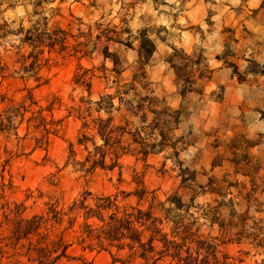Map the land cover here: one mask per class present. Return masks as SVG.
Listing matches in <instances>:
<instances>
[{"label": "rangeland", "instance_id": "374dc122", "mask_svg": "<svg viewBox=\"0 0 264 264\" xmlns=\"http://www.w3.org/2000/svg\"><path fill=\"white\" fill-rule=\"evenodd\" d=\"M137 1L143 0H0V115L9 105L22 102L27 92H31L38 103L34 110L42 109V116L47 119L51 115L55 121L62 120L58 134L50 136L45 146H39L32 135H26L24 122L17 124L15 135L0 134V166L4 167L0 176H3L4 184L10 186L4 193V201L23 204L24 215L30 217L44 211L47 197L58 199L59 207L66 208L84 191L104 196L117 192L128 194L133 193L141 182L148 193L154 192V198L159 202L177 193L184 205H190L188 215L196 220L193 228L199 229V235L219 236L218 226L210 227L209 219L203 216L207 210L217 208L221 215L219 222L228 230V238L234 240L227 247V253L239 256L240 252L245 264H264V243L258 247L259 240L264 239V159L250 160L253 158L247 154V147L254 142L243 136H237L230 143L229 149L235 150L230 162L222 165L219 155L212 157L211 167H220L214 172H209L208 164L203 162L200 154L191 160L179 157L184 141L193 143L198 139L196 134L185 139L174 135L180 140L177 145L180 166L169 158V150L150 157L145 163L124 158L121 170H98L91 176H85L73 166L74 162L83 161L86 154L76 145L81 123L71 110L78 107L81 98L95 102L100 95L113 94V90L108 89L112 87L113 76L110 75L106 85L99 78L102 72L98 70L95 72L98 79L92 80L88 97L84 87L73 83L78 67L91 71L102 66L110 69L111 61L102 56L105 49L120 61L123 72L119 82L127 84L138 72L139 35L145 34L153 42L154 36L162 37L168 33L157 25L153 12L145 13V20L137 23L138 27L129 25V18L136 13ZM205 1L209 5L213 2ZM243 1L232 10L234 27L222 30L225 49L219 58L225 60L236 81L247 87L241 111L263 108L261 112L264 113V0L258 10L250 9ZM210 14L209 10V17ZM42 18L47 19L48 30L56 33L59 39H65L67 50L60 55H44L50 61L39 74L43 85L37 87L40 83L17 74L19 58L29 52L19 40ZM260 28L253 34V30ZM79 44L84 45L82 53L74 55L73 50ZM199 53L202 54L197 48L191 57ZM173 62L184 64L179 58ZM149 66L151 62L144 68L147 78ZM187 72H192L193 80H196V67ZM204 81L196 80L194 89L200 94L185 96L182 112L191 107V103L201 100ZM214 99L221 101V89L215 91ZM210 146L217 147V143L212 142ZM136 202L134 197L127 200L130 205ZM1 215L0 211V222ZM186 223H192V220L187 218ZM242 232L245 234L240 238ZM69 254L92 264H111L112 261L109 253L82 252L76 246ZM0 262L7 264L4 260ZM132 264H139V261ZM163 264H169V261Z\"/></svg>", "mask_w": 264, "mask_h": 264}, {"label": "trees", "instance_id": "16d2710c", "mask_svg": "<svg viewBox=\"0 0 264 264\" xmlns=\"http://www.w3.org/2000/svg\"><path fill=\"white\" fill-rule=\"evenodd\" d=\"M47 26V19L42 18L19 40L29 52L19 58L17 74L37 83L41 81V70L50 61L44 55H60L67 50L65 39H59ZM60 34L66 37L64 32ZM81 47L84 45L79 44L73 54L82 53ZM154 51L153 42L140 34L138 72L124 85L119 82L123 72L120 61L105 49L102 56L111 61L110 69L102 66L91 71L78 67L73 83L84 87L88 97L96 71L102 72L99 78L106 85L110 75L113 76L112 87L108 88L113 94L100 95L95 102L81 98L78 107L71 110L81 123L76 145L86 154L83 161L74 162L73 166L85 176L98 170H121V161L125 157L145 163L149 156L167 150L171 151L169 158L180 166L177 160L180 140L174 137V131L183 112L170 110L153 96L144 68ZM176 58L184 64H174ZM168 63L182 98L191 93L200 94L194 89L196 80H208L211 75L201 53L190 57L180 50H173ZM194 67L198 72L196 80H193L192 72H187ZM37 104L32 93L27 92L22 102L9 105L0 115V134L15 135L17 124L24 122L26 135H32L39 146L47 145L49 137L58 134L62 120L55 121L51 115L49 119L42 116V109L34 110ZM50 110L48 107L47 111ZM3 172L4 167L0 166V173ZM0 179V261L7 264H92L69 254L75 246L82 252L109 253L111 264H132L134 261L139 264H163L165 261L169 264H245L240 252L239 256L227 253V247L234 240L228 238V230L219 222L221 215L217 208L207 210L203 216L209 219L210 227L218 226L219 236L199 235V229L193 228L196 220L188 215L190 205H184L177 193L159 202L154 198V192L148 193L139 182L137 189L128 194L117 192L104 196L84 191L66 208L59 207L58 199L47 197L41 214L26 217L23 204L4 201V193L10 186L4 184L3 176ZM130 197L137 199L135 205L127 203ZM140 202H147L146 209L140 208ZM187 218L192 223L187 224ZM243 232L240 238L245 234ZM258 243L261 247L264 239ZM22 260L25 263H21Z\"/></svg>", "mask_w": 264, "mask_h": 264}, {"label": "crops", "instance_id": "0c3cea01", "mask_svg": "<svg viewBox=\"0 0 264 264\" xmlns=\"http://www.w3.org/2000/svg\"><path fill=\"white\" fill-rule=\"evenodd\" d=\"M241 1L213 0L209 5L205 0H143L137 1L136 13L129 18V25L138 27L137 23L145 20V13L153 12L157 25L168 32L163 38L154 36L155 51L150 60L147 79L151 83L153 96L163 101L172 111H182L186 97L182 98L177 91L175 75L167 57L177 49L190 57L195 49L201 50L211 75L201 86V100L195 104L191 103V107L183 112L174 135L185 139L186 136L196 134L198 139L193 143L184 141V149L179 157L181 160H191L200 154L203 162L208 164L209 172L220 168L210 165L215 155L222 158V165L230 162L235 152L234 149H229L230 143L237 136L254 142L247 147V154L253 158L250 160L256 162L255 159H264V113L261 112L263 108L258 111H241L240 105L245 102L247 87L236 81L225 60L219 58L225 49L222 30L234 27L232 10L239 7ZM160 2L162 6L158 5ZM243 2L250 9L258 10L263 0ZM259 30L261 28L252 32L257 34ZM218 89L222 90L221 101L214 99ZM212 142H216L217 147H211ZM159 155L149 156L147 160ZM139 206L146 209L147 202H140Z\"/></svg>", "mask_w": 264, "mask_h": 264}]
</instances>
